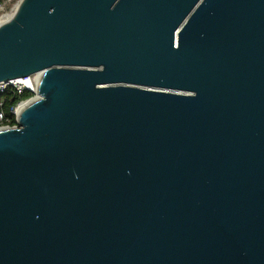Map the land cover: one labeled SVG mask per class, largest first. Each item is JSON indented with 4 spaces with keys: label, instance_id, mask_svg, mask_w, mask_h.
Instances as JSON below:
<instances>
[{
    "label": "water",
    "instance_id": "obj_1",
    "mask_svg": "<svg viewBox=\"0 0 264 264\" xmlns=\"http://www.w3.org/2000/svg\"><path fill=\"white\" fill-rule=\"evenodd\" d=\"M0 264H264V0H21L0 83Z\"/></svg>",
    "mask_w": 264,
    "mask_h": 264
},
{
    "label": "built area",
    "instance_id": "obj_2",
    "mask_svg": "<svg viewBox=\"0 0 264 264\" xmlns=\"http://www.w3.org/2000/svg\"><path fill=\"white\" fill-rule=\"evenodd\" d=\"M20 1L21 0H0V21L9 13H13ZM38 79L39 76L36 74L26 78L0 83V95H3V99L0 100V130L16 127L17 117L21 111V108L37 97L36 84ZM24 93H28L30 97L27 99L18 100L16 103L11 104L7 112L6 110H3V107L6 103V98H4L6 94H8V102L11 103V101H14V98L20 97ZM11 120L14 121L12 126L9 125Z\"/></svg>",
    "mask_w": 264,
    "mask_h": 264
},
{
    "label": "trees",
    "instance_id": "obj_3",
    "mask_svg": "<svg viewBox=\"0 0 264 264\" xmlns=\"http://www.w3.org/2000/svg\"><path fill=\"white\" fill-rule=\"evenodd\" d=\"M8 94H9V93H8ZM8 94H6V96H4V98H6V103H5V106L3 107V110H6V112L8 111V108H9V106H10L11 104L16 103L18 100L27 99V98L30 97V96L28 95V93H24L22 96L14 98V101H11V103H10V102H8V101H9V100H8V97H7ZM2 99H3V95H2V96L0 95V100H2ZM13 124H14V121L11 120L10 123H9V125L12 126Z\"/></svg>",
    "mask_w": 264,
    "mask_h": 264
},
{
    "label": "bare ground",
    "instance_id": "obj_4",
    "mask_svg": "<svg viewBox=\"0 0 264 264\" xmlns=\"http://www.w3.org/2000/svg\"><path fill=\"white\" fill-rule=\"evenodd\" d=\"M12 15H13V13H11V14H8L7 16H5V17H3L1 20H4V19H8V18H11L12 17ZM37 97H35L33 100H35ZM32 100V101H33ZM29 103H27V104H25L22 108H24L26 105H28ZM21 108V109H22ZM20 110V109H19Z\"/></svg>",
    "mask_w": 264,
    "mask_h": 264
},
{
    "label": "rangeland",
    "instance_id": "obj_5",
    "mask_svg": "<svg viewBox=\"0 0 264 264\" xmlns=\"http://www.w3.org/2000/svg\"><path fill=\"white\" fill-rule=\"evenodd\" d=\"M9 14H11V13H9Z\"/></svg>",
    "mask_w": 264,
    "mask_h": 264
}]
</instances>
